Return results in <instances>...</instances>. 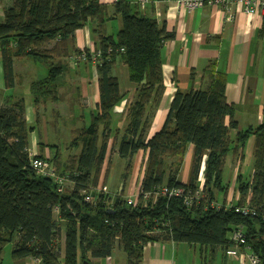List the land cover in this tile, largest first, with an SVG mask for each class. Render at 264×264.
<instances>
[{
  "label": "trees",
  "instance_id": "16d2710c",
  "mask_svg": "<svg viewBox=\"0 0 264 264\" xmlns=\"http://www.w3.org/2000/svg\"><path fill=\"white\" fill-rule=\"evenodd\" d=\"M6 1L0 21L5 85L14 82V59L27 57L47 67L46 76L30 85L34 106L58 101L65 59L89 50L75 46L74 32L90 26L93 49L99 51L94 65L100 111L75 129L63 161L59 150L49 158L41 153L32 156L48 161L57 175L66 178L59 189L53 178L37 174L30 165L29 135L34 126L24 119V99L7 100L0 108V262L8 242L13 243L12 259L37 258L41 264H92L109 256L116 245L125 253L126 264H140L146 244L166 240L197 246L205 256L213 258L219 251L225 257L229 232L242 225L247 244L264 264V110L259 123L240 128L235 105L226 99L225 74L211 63L205 69L208 88L177 89L163 125L146 138L145 112L149 105L157 108L162 99V45L172 33L155 18L140 14L138 2L118 0L109 13L100 0H0V4ZM116 18L120 28L106 33L105 23ZM117 61L125 64L128 81L136 86L125 126L114 137L116 142L120 134L117 155L127 161L124 180L132 157L147 150L134 205L127 203L123 188L110 198L102 191L111 166L106 158L112 110L124 97L112 74ZM250 138L253 171L247 178L237 172L234 203L250 205L255 214L241 215L224 207L229 185L223 182V168L228 155L243 162ZM189 144L193 158L188 180L182 182L179 175ZM73 150L79 151L69 154ZM204 156L207 205L201 200L188 206L181 197L158 193L163 185L195 188ZM218 194L222 206L217 209L210 201Z\"/></svg>",
  "mask_w": 264,
  "mask_h": 264
},
{
  "label": "crops",
  "instance_id": "0c3cea01",
  "mask_svg": "<svg viewBox=\"0 0 264 264\" xmlns=\"http://www.w3.org/2000/svg\"><path fill=\"white\" fill-rule=\"evenodd\" d=\"M117 1L100 0L101 3L108 5L109 13L113 11L112 5ZM126 1L137 5V0ZM7 4L9 1L0 4V21L3 19V7ZM138 12L155 18L160 27L173 34L162 45L164 92L158 107L154 108L149 105L145 112L144 119L149 123L144 134L146 138H149L163 125L170 101L177 89L188 92L190 89L208 88L210 77L205 69L211 63L215 64L217 71L225 74L226 99L235 105V119L239 127L242 128L237 110L245 104L254 107L256 111L253 115V121L256 122L251 125L260 122L264 110V13L252 16L244 13L238 5L232 4L229 8L232 17L229 18L228 10L221 6L205 5L187 11L178 6L176 0H148L143 8H138ZM113 20L116 22L115 28L119 29L120 19ZM113 20L105 23L106 33H108L106 30L108 24ZM74 43L78 49L95 47L90 26H84L74 32ZM65 61L67 68L59 80L58 87L60 99L56 102L47 101L35 107L30 95V85L33 81L46 76V73L37 66L38 62L27 57L15 58L13 61L14 82L11 86H6L0 60V108L7 100L24 99V119L34 126L29 135V148L33 153H41L45 157H49L53 152L48 153L51 150L49 144L39 141L43 135L45 136L48 131L57 132L56 136L63 135V129L66 130V135L69 134L72 138L75 129L88 124L91 114L100 111L95 65L93 63H72L67 59ZM112 74L118 77L119 90L124 97L112 110L108 157L106 158L111 165L114 158L118 157L117 147L120 134L115 142V132L122 131L125 126L127 109L134 99L136 89V86L128 81L126 66L121 61L116 62ZM37 114L38 118H36ZM42 115H47V117L41 119ZM66 120L68 124H62V121ZM37 128L39 132L44 131L43 135L39 134V139ZM251 143L252 138L248 139L245 148L249 154H251ZM78 151H69V154H77ZM146 155L147 150L141 149L132 157L131 168L125 180L122 175V179L117 184H110L108 175L106 186L109 191L115 192L121 187L125 196H136L143 175ZM192 158L193 146L189 144L182 162L183 177L186 174V179H181L179 175L182 182L188 180ZM235 160L231 155L229 162L232 163ZM235 162L240 163L238 160ZM192 248L196 247L170 240L150 242L143 247L140 264H192L189 256L185 258L186 251L189 253ZM216 255L213 258L209 256L207 259L204 258L199 264H249L244 258L230 257L226 254L225 257L220 258V261H217ZM2 263L3 258L1 257L0 264ZM8 264L41 263L35 258L26 257L17 260L11 258ZM92 264H126L125 253L116 245L109 256L95 259Z\"/></svg>",
  "mask_w": 264,
  "mask_h": 264
},
{
  "label": "built area",
  "instance_id": "2783aa9c",
  "mask_svg": "<svg viewBox=\"0 0 264 264\" xmlns=\"http://www.w3.org/2000/svg\"><path fill=\"white\" fill-rule=\"evenodd\" d=\"M148 0H137L140 7L143 8L145 3ZM178 6L185 8L187 11H191L205 5L209 6H221L224 9L228 10L229 18L232 17V14L229 12V8L232 4L238 5L244 13H247L252 16H257L264 13V0H176ZM110 50V49H109ZM99 51L94 49L81 50L79 53H74L68 57V60L72 63L85 62L88 59L91 60V63L96 64L98 61ZM29 155L32 157L34 153L30 150ZM204 159L202 158L198 175H197V186L193 189L183 186L168 187L163 185L158 193L166 194L167 196H178L183 199L184 204L192 206L198 204L201 200H205V205H207V198L204 192ZM31 167L37 172V174L51 177L59 185V189L63 188L66 178L64 176L57 175L54 167L44 159H30ZM121 187L116 193L121 191ZM102 191L108 194V197H113L116 193L110 192L106 186L102 187ZM147 196V195H145ZM128 204L134 205L136 203V196H125ZM86 201L90 200V195H86ZM210 206L214 208H219L222 206V201L211 200ZM225 208H232L236 213L241 215H252L255 214V209L248 204L236 205L234 201L227 200L224 201ZM57 211V208H55ZM230 241V246L225 250V254L230 257H241L248 261L249 264H260V259L258 255L252 252L250 246L245 240V231L242 225H237L231 229L228 235ZM38 262L39 259L35 258Z\"/></svg>",
  "mask_w": 264,
  "mask_h": 264
},
{
  "label": "rangeland",
  "instance_id": "374dc122",
  "mask_svg": "<svg viewBox=\"0 0 264 264\" xmlns=\"http://www.w3.org/2000/svg\"><path fill=\"white\" fill-rule=\"evenodd\" d=\"M116 26V22L115 20L112 21V23L108 24L106 30L108 33H111V34H115L116 31L118 30V27L115 28ZM37 66L42 69L44 71V73L47 74V67L44 65V64H41V63H37ZM255 108L248 105V104H245L243 105L242 107H240L237 111V116L239 118V122L243 127H246L248 126L249 124H254L256 121L254 120L253 121V115L255 114ZM47 117V115H42L41 116V119ZM62 124H68V120L66 121H62ZM38 128H37V130ZM48 131V130H47ZM44 133V131H41L38 133V139H39V134ZM58 133H54L53 131H48V133L43 137H41L39 139V141H42V142H45L49 145H54L53 147H50L51 150L48 151L49 152H53L55 150H59V154H60V159L63 161L66 156L68 155L67 153V149H66V146L68 145L67 143H69V140L71 138V136L68 134L66 135V130H63L62 129V134L63 135H59V136H56ZM29 142H30V139H29ZM245 155H246V158H245V161L243 160V162L241 163H244V164H240L235 161H233L232 163L229 162V158H231V155H228L226 161H225V165H224V168H223V182L227 183L229 185V190H228V198L230 200H233V199H236L237 198V192H236V174L237 172H240L244 178H247L249 175H251L252 171H253V168H252V154H249L247 153V149L245 150ZM52 156V153H50L49 157ZM48 157V158H49ZM127 161L124 160V159H121V158H118V157H115L114 158V161L111 165V168H110V172H109V182L110 184H117L121 179H122V175L124 174V169H125V165H126ZM180 178L181 179H186V174L184 175L183 177V173L182 172V166H181V171H180ZM189 173H190V169H189ZM189 173H188V177H189ZM68 185V184H67ZM222 195H219L217 196V199L219 200V202L222 201ZM225 199V202L227 201V199ZM12 242H8L3 250H2V254H1V257L3 258V263L2 264H8V262L11 261V250H12ZM196 248H192L191 251L188 253L186 251L187 254H185V258H190L192 264H199L202 263V260L204 258H209L207 255V257L205 256L204 253H200L199 249L197 246H195ZM220 258H221V254L220 252L218 251L217 252V255L215 257V259L217 261H220Z\"/></svg>",
  "mask_w": 264,
  "mask_h": 264
}]
</instances>
